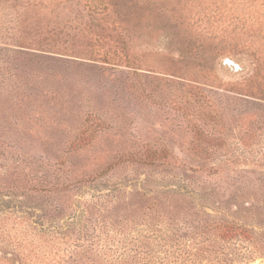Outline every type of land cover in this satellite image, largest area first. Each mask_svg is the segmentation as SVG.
Segmentation results:
<instances>
[{"label": "rangeland", "instance_id": "rangeland-1", "mask_svg": "<svg viewBox=\"0 0 264 264\" xmlns=\"http://www.w3.org/2000/svg\"><path fill=\"white\" fill-rule=\"evenodd\" d=\"M165 219L264 264V0H0V264H150Z\"/></svg>", "mask_w": 264, "mask_h": 264}, {"label": "trees", "instance_id": "trees-1", "mask_svg": "<svg viewBox=\"0 0 264 264\" xmlns=\"http://www.w3.org/2000/svg\"><path fill=\"white\" fill-rule=\"evenodd\" d=\"M70 186L72 184H67L66 187L70 188ZM161 224L164 226V230L159 235L161 238L160 254L155 256L158 261L150 264H240L245 258L237 261L236 258L239 256L229 253L227 249L235 250L242 241L247 240L254 243L256 240L248 229L230 221L215 225L219 238L211 240L209 238L204 239L198 236L199 234L193 235L188 232L181 234L179 230L172 227L173 222L166 219ZM76 226L82 229L86 228L87 225L83 223V213L69 216L65 221L64 229L69 230ZM96 253L95 256L101 254ZM146 253L148 259H153L154 256L148 254L149 249ZM102 256L100 257L101 261L107 262L106 264H111L110 259L114 260L112 256ZM126 256H121V260H125ZM131 258H135V254H132Z\"/></svg>", "mask_w": 264, "mask_h": 264}]
</instances>
